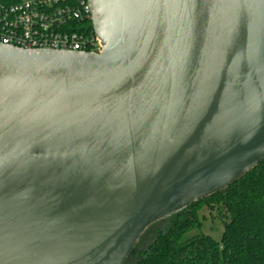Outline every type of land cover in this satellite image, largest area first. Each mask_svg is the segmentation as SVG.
<instances>
[{"label": "water", "instance_id": "1", "mask_svg": "<svg viewBox=\"0 0 264 264\" xmlns=\"http://www.w3.org/2000/svg\"><path fill=\"white\" fill-rule=\"evenodd\" d=\"M100 54L0 44V264H124L264 161V0H88Z\"/></svg>", "mask_w": 264, "mask_h": 264}, {"label": "trees", "instance_id": "2", "mask_svg": "<svg viewBox=\"0 0 264 264\" xmlns=\"http://www.w3.org/2000/svg\"><path fill=\"white\" fill-rule=\"evenodd\" d=\"M200 205L216 210L219 240L203 232ZM124 264H264V161L227 189L150 226Z\"/></svg>", "mask_w": 264, "mask_h": 264}, {"label": "built area", "instance_id": "3", "mask_svg": "<svg viewBox=\"0 0 264 264\" xmlns=\"http://www.w3.org/2000/svg\"><path fill=\"white\" fill-rule=\"evenodd\" d=\"M0 44L33 51L100 54L88 0L0 3Z\"/></svg>", "mask_w": 264, "mask_h": 264}, {"label": "rangeland", "instance_id": "4", "mask_svg": "<svg viewBox=\"0 0 264 264\" xmlns=\"http://www.w3.org/2000/svg\"><path fill=\"white\" fill-rule=\"evenodd\" d=\"M200 218L203 220V232L219 240L223 234V225L220 222L216 210L206 205H200Z\"/></svg>", "mask_w": 264, "mask_h": 264}]
</instances>
